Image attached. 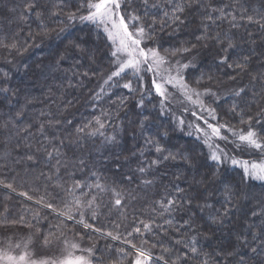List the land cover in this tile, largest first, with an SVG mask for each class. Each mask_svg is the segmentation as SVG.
Here are the masks:
<instances>
[{
    "label": "trees",
    "instance_id": "obj_1",
    "mask_svg": "<svg viewBox=\"0 0 264 264\" xmlns=\"http://www.w3.org/2000/svg\"><path fill=\"white\" fill-rule=\"evenodd\" d=\"M182 2L186 0H148L145 7L143 0H122L120 10L126 17L139 15L145 26L155 19L145 46L169 56L172 49H191L170 59L196 57L195 67L184 70L185 82L221 95V101L210 102L217 122L247 131V124L240 121L251 116L259 131L255 121H264V0H200L201 6L194 4L180 14L184 24L165 20L164 13L171 15L175 4ZM32 3L35 8L28 12L25 6ZM88 3L0 0V89H9L0 92V221L5 222L0 231L30 230L41 243L45 237L52 243L62 234L82 238L95 246L93 264H132L136 258L132 244L150 251L151 264H260L264 251L254 254L251 248H260L264 241V183L245 177L238 168L217 167L199 140L183 135L171 115L160 113L153 93L140 91L132 72L114 78L101 91L113 58L103 31L78 18L88 14ZM211 8L217 10L214 23L203 19ZM220 10L223 16L216 19ZM71 13L77 19L69 22ZM69 23L72 26L62 38L55 39ZM202 23H210L209 34H219V43L197 41L204 34ZM229 40L235 47L228 48ZM13 43L16 48L4 46ZM222 57H227V64L220 63ZM244 57L248 64L240 72L235 64ZM129 81L135 91L122 87ZM237 89L245 91L240 97L231 96ZM141 99L143 105L138 106ZM233 103L237 112H244L242 118L230 112ZM97 117L104 124L103 135L89 136L99 128ZM85 125L89 126L78 133ZM146 138L158 141L164 155L172 153L176 159L149 168L158 154L154 146L145 144ZM78 182L81 188L74 195L81 200L95 196L100 205L95 220L90 212L85 217L98 232L59 215L74 207L69 190ZM98 183L105 191L89 187ZM115 193L120 194V206L115 205ZM169 199L183 207L164 212L161 205ZM72 215L80 219L77 212ZM21 217L23 224L6 223ZM141 221L151 223L152 231L143 232ZM184 221L191 226L181 228ZM138 226L143 235L134 232ZM108 232L120 239L113 240ZM253 233L258 234L255 242ZM180 240L185 243H176ZM193 241L199 255L185 247Z\"/></svg>",
    "mask_w": 264,
    "mask_h": 264
},
{
    "label": "snow or ice",
    "instance_id": "obj_2",
    "mask_svg": "<svg viewBox=\"0 0 264 264\" xmlns=\"http://www.w3.org/2000/svg\"><path fill=\"white\" fill-rule=\"evenodd\" d=\"M127 2L131 3V0H127ZM143 3L145 7H147L148 0H143ZM196 5L197 7L201 6L200 0H186V2L182 3H176L175 6L172 8L171 15H169L168 12L164 13L165 20L171 19L174 23L184 24L186 21L181 19V15L183 14L186 8H191L193 5ZM84 5H81L83 7ZM26 10L28 12H31L33 8H35V4H28L25 6ZM121 7V3L119 0H89V3L87 5L88 8V14L79 16V20L81 23L83 22H91L93 24H96L97 26L103 25L105 32L108 33L109 39L113 42L114 45H116L115 50L111 53L112 57L115 59L113 60V64L117 65L116 71H113L107 79L104 80V84L101 85V91H103L104 85H109L110 82L113 81L114 78L121 77V74H127V72L130 70L134 77L137 78V83L140 91L148 92L151 94L152 89L155 90V93L162 97L161 99V106L163 110V106L166 100L169 99L170 94L167 91V88L165 85H172L173 87H178L181 91V94L185 97L186 100L191 102L192 104L199 107L201 113L207 112L208 115L212 118V120H218L219 117L216 114V110L212 108H206L204 106L203 101L200 99L202 95H211L216 97V101H221V97L217 96L216 93L211 92V90L206 89L204 93L197 92L194 88H191L189 84L185 82V77L182 75L183 71L189 67H195V65L189 63H181L180 60H176L175 64L172 63L170 56L175 57L178 54L183 55L185 53H188L191 51V49L184 47L179 49H172L169 55H162L158 49L156 48H149L144 49L140 47V44L143 40L150 39L151 38V31L154 29V26L156 24L155 19H153L151 24H147L146 26L141 22V17L139 15H136L135 13H132L128 15L127 17L124 15H121L119 12V9ZM210 7V6H208ZM217 10L214 8H211L210 11L207 12V14L204 16V20L214 23V17L213 13ZM221 11V17H216V19H220L223 16V10ZM53 15H57V13H53ZM39 18V14H37ZM118 17V19H117ZM77 19V16L75 13H71L68 15L67 20L69 22L74 21ZM233 19H235L233 17ZM248 21H252V17H247ZM126 20L128 21L126 23ZM135 22L132 24L133 28L135 29L133 32L129 31V23ZM210 23H202V27L204 28V34L201 36H198L196 39L197 41L200 40H215L216 42H220V36L219 34H216L215 36H211L209 34V27ZM139 25V26H137ZM72 25L71 23L68 24V27L60 28L56 34L55 39L59 40L62 38L63 34L68 31V28H70ZM235 26V25H233ZM161 27H164V24H161ZM42 35L48 36V32H43ZM5 47L9 48H16V44L13 43L11 45H4ZM75 47H79V45H75ZM235 45L229 40L228 41V48H233ZM227 51V49H225ZM221 64H227V57H222L220 60ZM248 64V57H244L243 62L235 64V68L239 70L240 72H244L246 70V66ZM229 68H232V64H228ZM142 73H151L152 74V81L151 86H146L145 78ZM174 73V74H173ZM87 75V73H85ZM257 79V77H253V80ZM201 81L197 80L196 83L199 84ZM123 88L128 89L130 92L135 91L132 87L131 81L128 83H125L122 85ZM9 89L7 87L0 89V92L7 93ZM244 89H237L233 93H231V96L234 97H240L241 94L244 92ZM193 96H195V99H193ZM96 99L100 98L99 94H96ZM127 98H122L119 101V104L122 106ZM143 105V99L140 100L138 106ZM238 105L236 103H233L232 108L230 109V112L233 115H238L241 118L244 116V112L241 110L240 112H237ZM188 109H185L187 111ZM19 116L20 113H17ZM193 116H197L196 112H193ZM199 119H204V117L201 115L199 116ZM253 118L249 116L248 121H244L241 119V124H247V131H243L242 129H237L233 127H229L227 124H211L208 123L206 119H204L205 124H207V128L210 130H204L201 129L199 124L196 125V131L198 133H202L204 137V143L209 149V159L216 162L217 167L221 163H226L228 159H230L228 152L225 150V148H222L220 144L215 143L216 139H220L225 141V143H232L236 145L237 148L242 146H247L250 148H255L260 150L261 152H264V121H261L257 119L255 121V124L259 126V131L253 127ZM96 124L99 125V128L95 129L92 132L87 133L89 136H95L97 133L103 135V133L100 132V129L104 127V124L100 122V119L97 117L95 118ZM71 124V121L68 122ZM92 123V121H89V125ZM181 124L184 123L183 120L180 121ZM85 125L84 127H80L77 129L78 133H83L85 129L89 126ZM192 124H189V128H192ZM226 129L227 132L231 133V136L235 139L229 141L228 136L222 135L221 130ZM41 132H43V126L41 127ZM165 136L167 133L164 134ZM191 135V132L189 133ZM109 141H114L115 137H107ZM145 144L149 146L155 147V152L158 154L156 159H153L150 164L149 168L153 166H158L162 164L164 161L168 160H175L176 156L172 153H169L168 155H164L165 148L156 140L152 138H146ZM143 154V153H142ZM49 156H52V153H49ZM162 157V159H161ZM31 159V157H29ZM59 163V161H58ZM238 162L235 158H232V164L236 165ZM244 166V172L246 176H249L251 178L255 179H264V161H261L260 163L256 162H243ZM139 171L141 173L145 172V168H140ZM95 175V174H93ZM99 179V177H97ZM145 183H151V181H145ZM7 188H12L11 184L6 185ZM89 187H95L96 189L100 191H105V189L98 183L96 185H89ZM81 184L78 182L76 183L72 189L69 190V195L72 196V204L74 207H69L68 211L65 213H60L59 215L64 216L69 221H74L75 223L79 225H83L85 229H91L94 231H99V229H92V225L86 222L85 217L90 212L91 213V219L95 220L97 218V210L99 209L100 205L96 203V197L93 196L91 199L88 200H81L80 198L76 197L74 195L76 189H80ZM177 191H181V189L177 188ZM116 199H115V205L120 206L122 203V200L120 198L119 193H115ZM190 206V204H189ZM47 207L49 209L52 208L51 204H48ZM161 207L163 208L164 212H172L176 210L177 207H183V205H177V202L175 200L169 199L166 204H162ZM54 210V209H53ZM75 211L80 216L79 220H75L74 216L72 215V212ZM228 209H225V214H227ZM255 215V213H254ZM38 216V214H37ZM7 224H16V223H24V218L21 217L19 221H7ZM140 225H142L143 232H151L153 229V225L151 223H143L142 221L139 222ZM169 226H171V221L168 222ZM0 226H5L4 221H0ZM62 225H57L56 227L59 229ZM190 221H184V224L181 225V228L183 227H190ZM117 228L120 227L119 224L116 225ZM162 227V226H157ZM180 229H177L179 231ZM264 231V229H262ZM134 232L136 234L143 235L141 232V227L138 226L134 229ZM108 237H111L113 240H118L120 237L113 236L111 232H108L106 234ZM129 237L133 236V233H128ZM60 239H63L62 235ZM253 241L258 240V234L253 233L252 234ZM50 240L45 237L44 244L48 245L50 244ZM130 241H126L128 243ZM147 243V241H144ZM63 243L66 247V254L59 260V261H53L48 259H42V260H35L31 258V254L28 252H21L19 255H13L9 253L8 251H0V264H90V260L88 256L85 255H75V251L79 249V245L75 242H69L66 239H63ZM176 243H185L183 240L176 241ZM245 245L247 246V241H245ZM260 248H251V252L254 254H259L260 252L264 251V241H260ZM27 243L25 244V248H27ZM155 246V245H154ZM15 247L19 248L20 245L17 244ZM132 247L136 249V258L132 262V264H151L153 257L150 253V251L143 249L142 247H137L135 244H132ZM185 247L189 248V251L194 255H199L197 247H195V241L189 244H185ZM86 251L89 256L93 254V250L91 248L87 250H81ZM165 252L169 251L168 249H164ZM207 255V254H205ZM160 259H163L161 257ZM182 257H177V261L182 260ZM167 264V262H165ZM173 264H177L176 261L173 262ZM203 264H207V261H204ZM241 264H244L243 261H241ZM260 264H264V260L260 261Z\"/></svg>",
    "mask_w": 264,
    "mask_h": 264
},
{
    "label": "rangeland",
    "instance_id": "obj_3",
    "mask_svg": "<svg viewBox=\"0 0 264 264\" xmlns=\"http://www.w3.org/2000/svg\"><path fill=\"white\" fill-rule=\"evenodd\" d=\"M121 1L122 0H119L120 3H121ZM119 12L121 15H123L120 9H119ZM117 19H118V17H117ZM127 22L128 21H126V23ZM88 23L91 25H95L96 27H98L99 29H101L103 31L104 35L107 37V40L111 45V53H112L115 50L116 45H114L113 42L109 39L108 33L105 32V30H104V26L103 25L97 26L96 24H93L91 22H88ZM134 30L135 29L133 27H130V25H129V31L133 32ZM140 47L144 48V49H149V47L144 45V40L141 42ZM112 58H113V60L115 59L114 57H112ZM182 59L183 58H181V57H177L175 59H172L171 61L173 64H175L176 60H180L181 63L191 62V64H194L196 61V57H190L189 59H187V61H185V60L182 61ZM112 66L113 67H112V71L110 72V74L113 71H116V68H117V65L113 64ZM128 72H131V71L129 70ZM142 75H144L146 86L150 87L151 81H152V74L151 73H146V74L142 73ZM182 75H184V71H183ZM165 87L167 88V91L170 94V96H169V99L165 101L164 106H163V110H162V106H161L162 97L159 96L158 94H156L154 89H152V91H151V93H153L158 98L157 104H158V108H159L160 113L164 116L171 115V117L176 122L177 126L179 127L178 129H180L182 131L181 133L185 136H191V137L199 140L205 146L207 153H208V156H209L210 155L209 149L204 143L203 134L198 133L196 131V125L199 124L201 129H204V130H207L210 132V130L207 128V124H205V122H204V119H206L208 121V123H211L214 125L215 124H222V123L217 122V120H212V118L208 115L207 112L201 113L198 106L192 104L191 102H189L188 100L185 99V97L181 94V91L178 87H173L170 84L165 85ZM195 90L197 92H200V93L205 92V90H197V89H195ZM218 95L219 94L217 93V96ZM224 95H226V93L222 94V97H224ZM220 96L221 95H219V97ZM193 99H195V96H193ZM200 99L203 101L204 106L206 108H211L210 102L216 101V97L211 96V95H202L200 97ZM185 109H188V110L185 111ZM193 112H196L197 116L194 117ZM201 115L204 117V119H199V116H201ZM181 120L184 121L183 124L180 123ZM190 123L193 125L192 128H189ZM190 132H191V135H189ZM221 132H222V135L228 136L229 141L235 139L234 137L231 136V133L227 132L226 129H222ZM215 143H218V144H220V146L222 148H225V150L228 152L229 157H230V159H228V161L226 163H221L220 165L238 168L239 170L242 171V173L244 174L245 177L252 179L254 181L264 183V179H255V178H251L249 176H246L245 172H244V166H243L244 161L256 162V163H260L261 161H264L263 152H261L258 149L250 148L247 146H242V147L237 148L236 145H234L232 143H225V141L220 140V139H216ZM255 154H261V156L248 157L249 155H255ZM232 158H235L237 160L238 163L236 165L232 164ZM60 237H61V235H59L54 240V242H52V243L50 242V244L45 245L44 243H41V240H40L38 234L34 233L30 230H28V231L26 230L23 232L9 231L8 233L0 231V251H8L9 253H11L13 255H19L21 252H28L31 254V258L35 259V260L48 259V260H53V261H59L66 254V247L63 243V239H66L70 243L75 242L79 245V249L76 250L74 253L75 255L88 256V258L90 260V264H93L92 259H93V255L95 252V246L94 245H91L90 243L86 242L82 238L74 237V236L69 235V234H62L63 239H60ZM26 243L28 245L27 248H25ZM17 244L20 245L19 248L15 247V245H17ZM89 248H91L93 250V254L91 256H89V254L86 251H81V250H87Z\"/></svg>",
    "mask_w": 264,
    "mask_h": 264
},
{
    "label": "bare ground",
    "instance_id": "obj_4",
    "mask_svg": "<svg viewBox=\"0 0 264 264\" xmlns=\"http://www.w3.org/2000/svg\"><path fill=\"white\" fill-rule=\"evenodd\" d=\"M17 232H21V231L19 230V231H17Z\"/></svg>",
    "mask_w": 264,
    "mask_h": 264
}]
</instances>
